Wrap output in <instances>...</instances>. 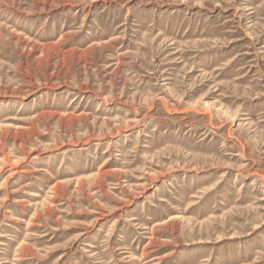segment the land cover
Listing matches in <instances>:
<instances>
[{
    "label": "rangeland",
    "instance_id": "1",
    "mask_svg": "<svg viewBox=\"0 0 264 264\" xmlns=\"http://www.w3.org/2000/svg\"><path fill=\"white\" fill-rule=\"evenodd\" d=\"M0 264H264V0H0Z\"/></svg>",
    "mask_w": 264,
    "mask_h": 264
}]
</instances>
